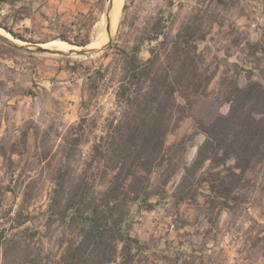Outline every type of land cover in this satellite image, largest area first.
I'll list each match as a JSON object with an SVG mask.
<instances>
[{
	"label": "rangeland",
	"instance_id": "1",
	"mask_svg": "<svg viewBox=\"0 0 264 264\" xmlns=\"http://www.w3.org/2000/svg\"><path fill=\"white\" fill-rule=\"evenodd\" d=\"M106 5L107 0L95 16L77 19L60 18L51 9L47 17L26 24L17 18L27 9L9 8L0 1V32L13 39L9 27L42 45L59 40L79 47L81 41L89 40L87 47H99L110 37ZM157 18L171 35L187 23L199 25V49L214 77L209 101L196 114L210 118L216 112H228L225 93L232 79L241 86L249 77L264 83V0H125L116 27L114 23L111 28V46L92 55L30 51L0 39V227H11V217L26 195L30 205L23 217L27 213L32 217L22 226H31L26 240L36 248L43 244L45 252L53 248L59 257L54 226H43L58 169H69L70 175L73 169L103 163L94 145L107 134L110 123H116L118 51L131 46ZM159 40H146L141 57L148 58L150 47ZM109 63L106 78L96 81L93 74ZM205 139L194 116L187 114L167 134L166 145L182 142V155L175 159L189 164ZM94 174L97 183L111 176L104 178L97 170ZM253 177L256 185L233 212L214 204L207 187L200 188L195 199L180 204L170 197L153 209L134 207L131 234L142 249L133 264H264V174ZM8 185L14 191L7 190ZM26 251L24 247L10 251L6 262H21ZM0 264H4L2 253ZM110 264L123 263L118 257Z\"/></svg>",
	"mask_w": 264,
	"mask_h": 264
},
{
	"label": "trees",
	"instance_id": "2",
	"mask_svg": "<svg viewBox=\"0 0 264 264\" xmlns=\"http://www.w3.org/2000/svg\"><path fill=\"white\" fill-rule=\"evenodd\" d=\"M127 8L125 4L124 12ZM165 28L157 18L131 46L118 51L116 123H110L107 134L94 145L103 163L89 164L81 171L73 169L70 175L69 169H58L43 226H54V238L60 240L59 257L53 248L45 252L43 244L36 248L26 240L31 226H22L32 217L29 213L23 217L30 205L25 195L15 217H11V227H0L4 264H9L6 259L10 251L23 247L26 257L16 264H110L118 257L123 264H133L142 249L140 240L131 234L134 207L153 209L157 202L170 197L180 204L195 199L202 187H207L214 204L220 203V208L230 212L246 202L247 193L256 185L253 176L264 174V83L261 78L249 77L241 86L232 79L225 93L230 102L228 112H216L210 118L196 114L209 101L214 77L204 66L199 49V25L187 23L174 35ZM146 40L159 41L144 59L140 52ZM110 64L93 74L96 81L106 78ZM187 114L194 116L195 125L206 134L189 164L175 159L182 155V142L166 145L167 134ZM96 170L102 171L103 177L111 176L97 183ZM8 189L14 191L10 185ZM11 228L17 230L9 233Z\"/></svg>",
	"mask_w": 264,
	"mask_h": 264
},
{
	"label": "crops",
	"instance_id": "3",
	"mask_svg": "<svg viewBox=\"0 0 264 264\" xmlns=\"http://www.w3.org/2000/svg\"><path fill=\"white\" fill-rule=\"evenodd\" d=\"M9 8L27 9L21 22H34L47 17L49 10H55L60 18L77 19L80 16H95L104 4L103 0H0Z\"/></svg>",
	"mask_w": 264,
	"mask_h": 264
},
{
	"label": "water",
	"instance_id": "4",
	"mask_svg": "<svg viewBox=\"0 0 264 264\" xmlns=\"http://www.w3.org/2000/svg\"><path fill=\"white\" fill-rule=\"evenodd\" d=\"M114 10H115V0H107L105 16H106V27H107V30L109 31L110 37L106 44L99 46V47H87V45H82V46H79L81 47V49L79 50L63 51V50H58V49H54L51 47H45L42 44L34 43V42H31L30 40H25V39L16 37L10 31L9 32L13 35V37L20 41L11 39L1 33H0V39L18 48L26 49L30 51H36V52H53V53H61L65 55H71L73 53H76L78 55L96 54V53L106 50L110 46L113 40V34H112L111 28H112V15H113Z\"/></svg>",
	"mask_w": 264,
	"mask_h": 264
},
{
	"label": "bare ground",
	"instance_id": "5",
	"mask_svg": "<svg viewBox=\"0 0 264 264\" xmlns=\"http://www.w3.org/2000/svg\"><path fill=\"white\" fill-rule=\"evenodd\" d=\"M124 1L125 0H115V10H114L113 15H112V25L115 23L113 29L116 27L117 22L120 19V15H121V11H122V7H123V4H124ZM0 31L3 32V29L0 28ZM1 34H3V33H1ZM100 34H102V32ZM3 35H5V34H3ZM13 39H15L16 41H20V40L14 38V37H13ZM102 42H100L99 44H101ZM43 46H45V47H51V48L58 49V50H63V51L79 50V49H81V47L74 46V45H71V44H69L67 42H63V41H59V40H54V41L48 42L47 44H43ZM88 46H93V44L92 45H88ZM95 46H98V44L95 45Z\"/></svg>",
	"mask_w": 264,
	"mask_h": 264
}]
</instances>
